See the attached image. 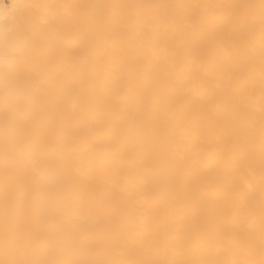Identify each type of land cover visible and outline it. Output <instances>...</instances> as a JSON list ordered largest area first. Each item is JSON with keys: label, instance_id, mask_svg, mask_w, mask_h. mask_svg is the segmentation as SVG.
<instances>
[{"label": "snow or ice", "instance_id": "1", "mask_svg": "<svg viewBox=\"0 0 264 264\" xmlns=\"http://www.w3.org/2000/svg\"><path fill=\"white\" fill-rule=\"evenodd\" d=\"M17 7L0 264H264V0Z\"/></svg>", "mask_w": 264, "mask_h": 264}, {"label": "bare ground", "instance_id": "2", "mask_svg": "<svg viewBox=\"0 0 264 264\" xmlns=\"http://www.w3.org/2000/svg\"><path fill=\"white\" fill-rule=\"evenodd\" d=\"M21 3V0H3L0 5V29H2L13 17L20 14V9L17 7ZM98 55L102 58L101 66L103 67L104 62L111 55V49L102 38L100 47L98 49ZM257 199L259 198V193H256ZM171 205L164 204L163 202L158 203L157 206V222L160 216L171 212Z\"/></svg>", "mask_w": 264, "mask_h": 264}, {"label": "rangeland", "instance_id": "3", "mask_svg": "<svg viewBox=\"0 0 264 264\" xmlns=\"http://www.w3.org/2000/svg\"><path fill=\"white\" fill-rule=\"evenodd\" d=\"M3 3V0H0V5ZM257 147H258V145H257Z\"/></svg>", "mask_w": 264, "mask_h": 264}]
</instances>
